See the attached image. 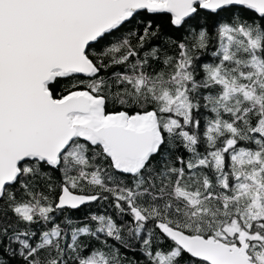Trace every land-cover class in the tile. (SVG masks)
<instances>
[{"label":"snow or ice","instance_id":"6c2138e0","mask_svg":"<svg viewBox=\"0 0 264 264\" xmlns=\"http://www.w3.org/2000/svg\"><path fill=\"white\" fill-rule=\"evenodd\" d=\"M0 264H264V0H0Z\"/></svg>","mask_w":264,"mask_h":264},{"label":"trees","instance_id":"16d2710c","mask_svg":"<svg viewBox=\"0 0 264 264\" xmlns=\"http://www.w3.org/2000/svg\"><path fill=\"white\" fill-rule=\"evenodd\" d=\"M247 19H249L250 21L254 18L252 13H248ZM148 20L152 21L153 24V28H155L156 25L160 26L161 29V33L163 34L160 38L154 39L151 42V45L149 46V48L152 45H159L161 47V56H160V61L153 64V67L157 70L160 71L162 69L167 70L165 68V65L163 64V59H164V54H168V55H177L179 50L177 48H175L174 46H170L167 43V37H171L172 39L176 40L177 42L180 41H184L190 34L188 32H185L183 30H177L175 28H172L169 26L168 24V17L167 16H152V15H148L147 17L145 16H141L138 18V21L135 25H128L127 28L123 29L122 32H118L115 34L116 37L121 36L122 34L126 33L128 30H138L140 32H142L143 26L144 24L147 23ZM210 32H213L214 35V31L213 29L210 27L209 28ZM135 39L133 40V44H135ZM216 43L215 41H213V43L210 45L209 51L204 52L202 54H200V59L202 62H211L212 61V57H211V52L215 50L216 48ZM145 50H148V48H146ZM123 68H117V69H109L108 72H112V71H123ZM108 73H104L102 72V75H106ZM202 75V73H201ZM80 78H83L82 76ZM71 83L70 80L68 79H64L61 80L59 83H57L56 85V91L62 92L63 89L69 85ZM202 111H205L204 109H202ZM157 159H159V157H157ZM52 180L54 182H59L61 179V173L59 171H51L50 172ZM58 192V190H57ZM19 195V194H18ZM104 210V207L102 205H97V204H93L91 205L90 208H86V209H82L81 211L78 212H74L72 213L73 216L78 217V218H83L84 216H86L88 214L89 211L91 212H101ZM111 211V210H109ZM109 243H112V241L110 240ZM118 246V245H117ZM121 253H126L127 258L129 261H131L132 259L135 260H142L144 259V257L142 256L141 253L136 252V251H128L125 248H121L120 249Z\"/></svg>","mask_w":264,"mask_h":264},{"label":"water","instance_id":"95a60500","mask_svg":"<svg viewBox=\"0 0 264 264\" xmlns=\"http://www.w3.org/2000/svg\"><path fill=\"white\" fill-rule=\"evenodd\" d=\"M83 77V76H82Z\"/></svg>","mask_w":264,"mask_h":264}]
</instances>
